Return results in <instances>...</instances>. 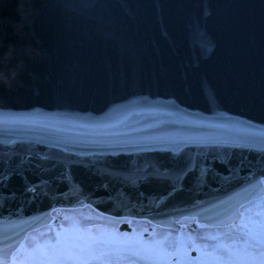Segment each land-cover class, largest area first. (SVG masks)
Masks as SVG:
<instances>
[{"label":"water","instance_id":"95a60500","mask_svg":"<svg viewBox=\"0 0 264 264\" xmlns=\"http://www.w3.org/2000/svg\"><path fill=\"white\" fill-rule=\"evenodd\" d=\"M63 86L77 91L80 119L60 111L44 124ZM71 119L75 133L63 128ZM262 151L264 0H4L0 172L20 174L0 190V249L58 222L56 208L173 229L182 217L240 225L231 205L264 196V184L244 191L264 179L260 168L216 162L197 177L210 154L255 165ZM114 160L119 171L106 175ZM29 182L38 197L22 194ZM173 186L182 191L167 197Z\"/></svg>","mask_w":264,"mask_h":264},{"label":"snow or ice","instance_id":"6c2138e0","mask_svg":"<svg viewBox=\"0 0 264 264\" xmlns=\"http://www.w3.org/2000/svg\"><path fill=\"white\" fill-rule=\"evenodd\" d=\"M23 122L27 123L28 121L25 119ZM155 151L170 150L155 149ZM124 154L122 151L107 153V155L112 157H119ZM101 155L104 154L101 153ZM41 159H47V157H41ZM216 162L225 164L226 167L231 166L229 170L233 173L246 167L258 166L261 170L260 176L264 177V151H262L260 159L255 162V165L252 161L241 159L237 165L233 166L230 159L226 161L215 154H210V160L208 158L205 159L197 179H206L213 164ZM104 163L106 165L104 169L106 175L117 174V171H119L117 161L114 160L111 163L104 161ZM196 167V164L185 165L180 179L186 178L195 171ZM169 171H171V168L165 167V174ZM19 174L18 171H12L9 174L0 172V190H6V182H10L13 175ZM216 175L219 176L218 173ZM221 178L229 179L228 177ZM255 178V174H253V179ZM139 179L142 182H149L153 177L146 175ZM260 184H264V179L257 180L256 184H250L249 188L244 189V191H255L257 185ZM179 191H182V186L180 188L173 186L171 191L167 193V197L173 196ZM22 194L38 197L40 185H32L30 182L26 183ZM11 195L15 196L16 193L13 192ZM141 195L143 194L141 193ZM167 197L164 198L166 199ZM248 203L250 204L251 202L249 201ZM231 207L235 208L241 220L240 225L233 230V234L237 235V238L231 245L227 246L219 243L209 244L207 242L197 246L194 250L202 254L200 264H264V222L258 224L252 215V207H246L244 203L236 201ZM123 223L131 225V221L125 220ZM145 232H147V229H145ZM155 237L152 240L145 241L142 238V234L137 235L135 230H133L131 233H110L108 239L94 240L86 244L75 236L71 238L68 236L61 237V233L57 232L54 243L49 242L41 246L33 239L30 242L31 245H35L31 249L33 259L27 262L19 260L11 247L7 250L0 249V264H90L93 258L99 259L101 264H123L125 260L127 264H186V262L180 261V257L187 256L189 250H193L194 239L188 242L176 241L170 238V234L164 235L163 233H156ZM199 239L203 241H218L219 238L213 235L210 237H199ZM40 254L46 255L48 258H36Z\"/></svg>","mask_w":264,"mask_h":264},{"label":"rangeland","instance_id":"374dc122","mask_svg":"<svg viewBox=\"0 0 264 264\" xmlns=\"http://www.w3.org/2000/svg\"><path fill=\"white\" fill-rule=\"evenodd\" d=\"M249 206L252 207V215L257 223H259V220L264 221V198L254 201L246 207ZM54 214L59 218V222L56 225L47 226L36 232L29 233L21 244L22 247H19L14 253L19 260L27 262L33 259L31 249L35 247V245L30 244L33 239H35L39 245L43 246L49 242L54 243L56 233L59 232L61 233V237L68 236L71 238L75 236L87 244L94 240L106 239L105 232L109 222L116 221L113 218L100 215L90 208L57 210ZM143 224L145 223L139 222L134 225L141 227ZM235 228L236 227L208 229L207 232H209L210 235L224 234L228 240L237 238V235L233 234ZM77 229L78 231H76ZM36 258L47 259L48 257L44 254H40ZM90 264H101V261L99 259H94L90 261ZM123 264H127V261L125 260Z\"/></svg>","mask_w":264,"mask_h":264},{"label":"flooded vegetation","instance_id":"af4514ba","mask_svg":"<svg viewBox=\"0 0 264 264\" xmlns=\"http://www.w3.org/2000/svg\"><path fill=\"white\" fill-rule=\"evenodd\" d=\"M259 223L264 222L263 220H259ZM190 221H183L181 222V228L180 230H171V229H161L157 227H153L151 225H143L141 227L135 226L134 224L128 225L123 223V221L119 222H109L108 228L106 229V239L109 238L110 233L119 234V233H131L133 230H135V233L137 235L142 234V238L145 241L152 240L155 237L156 233H163L164 235H169L172 240L176 241H184L188 242L191 239L195 240V243L192 245L193 250H189V253L187 256L180 257L181 262H186V264H200V261L202 259V254L200 252L195 251L194 249L201 245L202 243H209V244H223V245H231L233 241L236 239H228L224 234L215 235L219 239L218 241H203L199 239V237H210L213 235H210L209 232H207V229L199 228V229H191L190 228ZM258 223V224H259ZM126 228V229H124ZM145 229H147V232H145ZM210 259V258H209Z\"/></svg>","mask_w":264,"mask_h":264},{"label":"clouds","instance_id":"9594fccd","mask_svg":"<svg viewBox=\"0 0 264 264\" xmlns=\"http://www.w3.org/2000/svg\"><path fill=\"white\" fill-rule=\"evenodd\" d=\"M4 4V0H0V10H2Z\"/></svg>","mask_w":264,"mask_h":264},{"label":"bare ground","instance_id":"6f19581e","mask_svg":"<svg viewBox=\"0 0 264 264\" xmlns=\"http://www.w3.org/2000/svg\"><path fill=\"white\" fill-rule=\"evenodd\" d=\"M95 258H93L92 260H94Z\"/></svg>","mask_w":264,"mask_h":264}]
</instances>
